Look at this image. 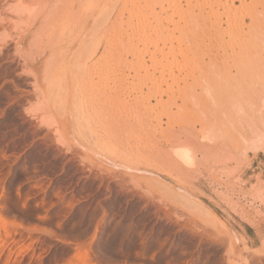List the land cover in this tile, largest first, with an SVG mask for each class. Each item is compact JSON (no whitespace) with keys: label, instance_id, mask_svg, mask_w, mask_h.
<instances>
[{"label":"rangeland","instance_id":"374dc122","mask_svg":"<svg viewBox=\"0 0 264 264\" xmlns=\"http://www.w3.org/2000/svg\"><path fill=\"white\" fill-rule=\"evenodd\" d=\"M145 5L0 0V264H264V74H191L188 93L151 97L127 65ZM187 138L204 146L182 180L166 166Z\"/></svg>","mask_w":264,"mask_h":264},{"label":"bare ground","instance_id":"6f19581e","mask_svg":"<svg viewBox=\"0 0 264 264\" xmlns=\"http://www.w3.org/2000/svg\"><path fill=\"white\" fill-rule=\"evenodd\" d=\"M132 31L135 34V41L129 45L128 51L131 59L127 61L130 74H139V77L140 74H142L141 77L143 74L147 75L152 89H154L149 94L156 99L161 98L163 94L169 95L174 92V88L179 93L184 92L185 94L188 91L186 89L190 88V84L196 81L191 83L188 81V76L192 77L191 74H264V0H146L145 8L136 11V16L132 21ZM182 75L183 77H181ZM198 77L200 78V76ZM168 79L171 82H167V87L163 89L162 85ZM198 95L196 93V96ZM196 96L194 95V97ZM196 102L198 103V101ZM87 139L85 138V141L81 138L75 139V144L81 147L85 146L91 155L100 157V160H107L113 166L118 167V164H122L121 167L126 170L140 172L142 165L138 163V159L137 162L133 159L127 161L124 152L119 151L120 149L117 151V146V148L114 146L115 149L112 148V144L110 147L107 144H98V146L93 143L94 146L91 144V147H87L91 138L88 141ZM93 140L97 141L92 138L91 141ZM99 141L101 142V140ZM190 144V139L187 138L174 144L175 147H171L172 149L169 147L172 150H170L172 158L171 161L170 159L166 160L168 165L165 166L167 169L170 165V167L179 170L174 178L178 175V178L183 180L184 169L190 170L195 164L197 148L201 149L203 144L200 143L201 146L198 144L191 146ZM210 149L206 150L210 151ZM160 156L162 155L160 154ZM137 157L148 162L144 157V159ZM117 161L119 163L115 164L114 162ZM161 161L164 160H160V163ZM158 165L160 164H157V167L160 168ZM113 166H111L112 169H115L116 167L113 168ZM145 166L147 168V164ZM165 166L163 169L166 168ZM154 167L156 169V166H153V170H155ZM158 168L156 169L157 173H159ZM148 169H151V166ZM167 172L169 171L163 170V173ZM179 194L193 205V208L209 217L212 223L222 222L211 208L202 204L198 199L189 196L184 191ZM1 221L3 220L1 219ZM229 232H231L230 248L233 247V251L236 237L230 229ZM254 256L255 260L256 256L261 259L262 253L256 251ZM258 259L257 261H259ZM251 261L246 257L244 262L252 264ZM233 262L230 263L235 264Z\"/></svg>","mask_w":264,"mask_h":264},{"label":"crops","instance_id":"0c3cea01","mask_svg":"<svg viewBox=\"0 0 264 264\" xmlns=\"http://www.w3.org/2000/svg\"><path fill=\"white\" fill-rule=\"evenodd\" d=\"M255 169H258V165H253L251 171L247 170L245 179H249L250 177L254 176Z\"/></svg>","mask_w":264,"mask_h":264}]
</instances>
